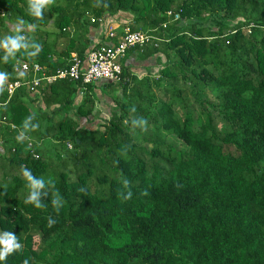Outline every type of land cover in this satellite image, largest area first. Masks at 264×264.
<instances>
[{
	"label": "trees",
	"instance_id": "trees-1",
	"mask_svg": "<svg viewBox=\"0 0 264 264\" xmlns=\"http://www.w3.org/2000/svg\"><path fill=\"white\" fill-rule=\"evenodd\" d=\"M0 11L22 17L41 44L16 65L68 67L49 57L53 33L65 59L86 60L90 25L122 13L130 32L158 40L143 56L165 60L140 82L121 62V81L105 83L115 111L94 130L83 122L96 114V84L61 80L12 96L0 119V231L23 247L4 264H264V0H53L40 20L26 0H0ZM29 115L39 128L20 137ZM140 117L147 124L134 128ZM22 165L53 180L42 209L24 203ZM52 191L64 200L58 212Z\"/></svg>",
	"mask_w": 264,
	"mask_h": 264
},
{
	"label": "clouds",
	"instance_id": "clouds-1",
	"mask_svg": "<svg viewBox=\"0 0 264 264\" xmlns=\"http://www.w3.org/2000/svg\"><path fill=\"white\" fill-rule=\"evenodd\" d=\"M53 0H26V13L29 17L37 20L43 19L42 16L45 10L50 7ZM25 20L22 17H16L15 24L11 29L10 34L0 36V62L8 63L14 59L17 54H21L28 58H35L41 51V44L33 38L27 36L23 31V25ZM29 28L35 30L36 24H29ZM9 73L6 71H0V85L8 80ZM34 115H29L21 125L20 137H24L27 133L34 132L39 128V124L33 122ZM147 124V121L140 117L132 120L133 127L139 126L141 129ZM20 174L25 180V188L27 195L24 198L26 205H32L35 209H42L45 207V198L49 196L50 190L53 186V180L51 177L45 178L44 176H35L31 169L25 166H21ZM83 191V189H81ZM51 205L58 212L64 205L62 196L56 192H51ZM131 193H127L125 198H130ZM56 223V220L52 217H48L47 225L51 227ZM22 244L18 239V235L12 231H0V264H4L6 258L22 250ZM23 264H29V259L26 258Z\"/></svg>",
	"mask_w": 264,
	"mask_h": 264
},
{
	"label": "built area",
	"instance_id": "built-area-1",
	"mask_svg": "<svg viewBox=\"0 0 264 264\" xmlns=\"http://www.w3.org/2000/svg\"><path fill=\"white\" fill-rule=\"evenodd\" d=\"M95 21L93 19L92 23ZM101 22L102 20H100ZM108 36L110 39L117 37L112 32ZM157 42L158 40L149 32H130L128 29L123 32L116 43L112 45L103 44L92 49L85 61L77 55H72L68 67L58 69L54 73L47 74L45 69L37 63L23 64L17 67L15 71L19 74L23 72L31 78L10 83L7 86L9 99L6 103L0 102V108L7 106L17 90L23 87L34 91L36 88L61 80L81 82L84 85L102 82L117 84L123 75L121 60L126 57L127 52L133 48L154 47Z\"/></svg>",
	"mask_w": 264,
	"mask_h": 264
},
{
	"label": "crops",
	"instance_id": "crops-1",
	"mask_svg": "<svg viewBox=\"0 0 264 264\" xmlns=\"http://www.w3.org/2000/svg\"><path fill=\"white\" fill-rule=\"evenodd\" d=\"M4 13L2 11H0V22L3 21L4 25L8 28V32H11V29L13 28V25L15 24L14 22H9L6 20H3V18L5 17L3 15ZM95 18H91V22L92 20ZM132 16H130L129 14H119L115 17H104L102 19L101 24L99 25V27H93L90 25L89 28V37L91 38V42L92 44L87 48L85 55H89V53L91 52L92 49H94L97 46H100L102 44H108V45H112L114 43H116L117 39L123 34V30H125V28L127 27V25H131L132 24ZM48 28H52V26L48 27ZM24 29V27H23ZM26 30V29H25ZM68 31H71V29H68ZM122 31V32H121ZM112 32L114 34H116V38L115 39H110L108 34ZM143 32V31H142ZM42 40L45 41V38H42ZM46 43H50L51 44V51H50V59L57 63V64H62L65 61H67V63H69L70 58H66L64 57V48H65V41L62 40L61 38L57 37V35L55 33H53V35H51L50 38H48ZM43 44V42H42ZM43 46V45H42ZM148 48V47H145ZM145 48H138L136 50L132 51H128L127 56L125 58L122 59V64L123 67H126L130 73V75L136 79V81L140 82L142 80L147 79L150 75H156L157 71L160 67V65H158V59H161L163 61L164 57L161 56L160 54H157L156 56L150 57V58H145L144 55V49ZM72 55H77L76 53H72ZM87 58V57H86ZM13 63H14V70L21 66V65H16V64H20L22 63L21 61L17 60L16 58L12 59ZM85 61V60H84ZM36 63V62H34ZM29 64V63H27ZM32 64V63H30ZM38 64V63H37ZM40 65V64H39ZM42 66V65H40ZM63 65H60L61 69ZM47 74H51L50 72H52L51 68L49 67V65H44L42 66ZM57 69V70H58ZM31 77H29L28 75H25L23 72L22 74L17 73L16 71L13 73H11L10 78H8V82L7 85H4L3 87L5 88V93L8 95V90H7V86L16 80H21V79H30ZM130 79H127L126 81L129 82ZM47 86V85H45ZM95 94L98 97V100H96V114L95 116L98 115L97 110L98 108V103H99V99L101 97H108V94L106 93L105 90V82L102 83H97L95 86ZM32 96V95H31ZM34 97V96H32ZM8 99H9V95H8ZM10 101V100H9ZM46 106H42L43 111H46ZM7 108V106L0 108V119H1V115H2V110ZM114 108V107H113ZM45 109V110H44ZM115 111V108L111 110V112ZM112 112V113H113ZM94 116V119L96 118ZM98 117V116H97ZM111 117V116H110ZM1 122V120H0ZM14 126H12L13 129ZM9 146L6 147V150ZM3 150V149H1Z\"/></svg>",
	"mask_w": 264,
	"mask_h": 264
},
{
	"label": "rangeland",
	"instance_id": "rangeland-1",
	"mask_svg": "<svg viewBox=\"0 0 264 264\" xmlns=\"http://www.w3.org/2000/svg\"><path fill=\"white\" fill-rule=\"evenodd\" d=\"M131 25L130 24L127 25L125 30L127 31ZM125 30H123V31H125ZM8 34H10V32L5 33V35H8ZM182 85H183V83L179 82L178 86H182ZM155 92L159 98H163V93H161L157 89H155ZM113 107H114V104H113V102H111L110 98H108L106 96L101 97L99 99V103H98V108H99L97 110V113H98L97 116L98 117L96 116L95 119L92 118L91 121H90V119H89V121L87 120L88 123L86 121H84L83 126H85L89 130L97 129L99 126L103 125V123L110 118V116L112 115V112H113V111L111 112V110L114 109ZM168 142L170 145L175 146L178 150L185 149V147L182 145V143L179 142L178 140H174L173 138H170L168 140ZM52 154H53V152H52Z\"/></svg>",
	"mask_w": 264,
	"mask_h": 264
}]
</instances>
